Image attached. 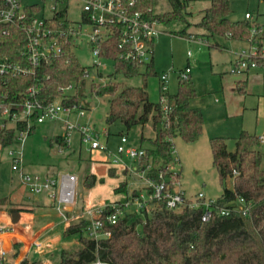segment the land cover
Listing matches in <instances>:
<instances>
[{
  "label": "trees",
  "instance_id": "obj_1",
  "mask_svg": "<svg viewBox=\"0 0 264 264\" xmlns=\"http://www.w3.org/2000/svg\"><path fill=\"white\" fill-rule=\"evenodd\" d=\"M166 1L169 9L164 12L155 11L156 0H137L131 11L140 12L144 19L164 27L183 25L181 30L171 32L182 37L186 34V28L191 25L187 20V8L197 0ZM208 1L209 7L202 12L199 22L195 24L201 31L200 35L212 39L214 47H219V38L246 42L250 36L251 22H233L229 19V0ZM23 11L27 17L23 24H28L41 13V8L30 5L23 7ZM67 12L68 0H62L58 12L50 20L55 28H58L59 22L64 23L63 28L68 27ZM80 20L82 24L89 25L86 13H81ZM123 28L120 25H107L105 38H98L95 45L99 49L100 57L113 63L114 76L122 75L130 79L140 75L142 86L124 87L118 91L117 86L108 84L96 89L91 87V91L97 97L108 96L105 122L108 127L119 124L122 128L119 136L126 135L123 132L127 133L136 126L151 127L152 137L144 138L141 134L140 142L147 141L149 147L144 149L145 156L136 165L139 170L149 167V176L157 180L158 172L173 159V140L179 137L186 143L196 142L202 133L204 120L201 111L191 107L196 92L189 75L186 78L178 77L175 94L166 96V105L170 110H164L159 102L149 101L146 81L149 77L158 78V74L153 69L152 61L142 65L123 57L126 51L119 47ZM3 30H7L8 34H2ZM26 43L27 36L20 25L0 24V59L6 58L26 65L23 56ZM149 44L153 45V40ZM72 48L73 46L67 44L59 56L42 62L33 76L16 77L0 91L9 89L11 92L21 93L27 87L38 86V99L43 104L56 99L63 105L82 103L86 90V80L83 77L87 68L80 65ZM256 62L261 65L260 61ZM141 67H144L142 74L139 72ZM70 85L75 87L77 93L72 96L62 95L60 90ZM239 87L238 83V89ZM238 92L242 93L243 90ZM35 130L33 128L30 135ZM14 138L13 130L0 131V148L12 146ZM51 144L59 149L69 148L61 135L53 137ZM209 144L212 164L222 186L216 205L233 208L235 199L241 197L251 203L248 217L234 211L228 216L214 214L208 222L202 223L201 209L184 207L169 210L162 200L157 202L150 213L127 211L114 225H108L104 217L113 213L108 207L101 220L110 236L95 241L85 234L87 220L71 221L63 230L62 237L76 238V242L61 249L57 264H94L97 261L101 264H264V172L260 168L262 146L256 136L246 131H241L235 139L233 152L227 151L223 138H213ZM108 173L110 177H115L112 169ZM176 176L179 178L180 173ZM227 179H232L231 189L225 187ZM96 182V175L88 170L84 175L83 187L90 190ZM126 186L124 181L119 185L117 192L124 194V199L118 203L126 201ZM137 195L135 192L132 197ZM17 253L18 248H15L12 257ZM19 264L44 263L22 260Z\"/></svg>",
  "mask_w": 264,
  "mask_h": 264
},
{
  "label": "rangeland",
  "instance_id": "obj_2",
  "mask_svg": "<svg viewBox=\"0 0 264 264\" xmlns=\"http://www.w3.org/2000/svg\"><path fill=\"white\" fill-rule=\"evenodd\" d=\"M233 22L243 21L244 14L249 13L260 26L264 28V0H229ZM21 7L37 5L41 8L42 15H50V0H20ZM60 6V3L58 4ZM81 3L77 0H68L67 19L77 25L81 17ZM209 7L208 0H197L187 8V20L191 24L186 28V34L182 37L171 34L183 28V25L164 27L159 25L161 31L153 38L152 60L153 69L158 75L169 74L168 94H175L178 84V73L186 67L190 69L189 77L193 82L196 98L191 102L192 107H198L201 111L204 125L200 137L194 143H186L181 138L173 140L175 156L179 163L175 169L179 171V187L185 194L195 196L203 192L208 199H217L222 193V186L219 182L217 172L212 164L210 140L223 138L228 152H233L235 139L241 131L259 137L264 135V93L263 88L253 84L246 87L244 94L230 93L229 88L233 87L231 77L230 61L246 45L241 42H229L219 38L220 44L225 50L211 48L212 39L200 35V30L195 26L199 22L202 12ZM169 9L166 0H156V12H164ZM92 29L88 25L81 27V34L75 39L72 50L81 66L89 71V78L86 80L85 96L83 106L86 107V119L97 131L107 129L109 136L107 141L100 138L101 145L113 153L116 144L119 142L118 133L122 131L119 124L108 127L105 118L108 112V96L97 97L91 91V87H104L108 84L117 86V90L124 87L142 86L140 75L127 79L122 75L114 76L113 63L101 59V66L98 69L92 68V51L89 37ZM197 34V35H196ZM193 35L201 42H208V46L199 45L198 41H189ZM248 48V47H247ZM246 48V49H247ZM188 52L190 55L188 56ZM141 74L144 67L140 68ZM233 75V74H232ZM231 79V83H228ZM146 90L149 101L159 102V82L157 77H149L146 81ZM72 89L62 95H75L77 90ZM55 101L59 102V99ZM87 103V105H86ZM83 120V121H84ZM63 127L58 123H46L37 128L25 140L22 147L24 170L31 174L51 176L58 178L65 174L77 177L76 199L72 213H82L85 207L95 208L101 204L117 203L124 199V194L117 192L121 182H126V199H131L133 193H144V181L132 174L127 167L136 168V162L125 159L124 166L113 167L107 163L105 155L99 151H90L87 147L81 146L78 135L72 132L69 136V148L59 149L51 144V139L57 135H63ZM126 134L129 143L133 146L146 149L149 147L147 141L140 142L141 134L144 138L152 137L149 125L136 126ZM8 148H0V196L9 192L11 187L19 186V179L12 171L11 159L7 155ZM262 156L260 168L264 172V150L261 147ZM150 163V162H149ZM109 169L115 173V177L109 176ZM96 175L95 186L86 190L83 187V179L86 172ZM123 170H126L124 173ZM225 187L232 188V179H227ZM7 200H2L0 205H6ZM10 206V205H8ZM156 207V206H155ZM154 208V207H153ZM48 212H51L48 210ZM140 230V228H139ZM76 238L63 239L62 231L56 233L49 242L40 243L39 253L43 256L44 264H57L59 253L62 248L75 244ZM41 256V257H42Z\"/></svg>",
  "mask_w": 264,
  "mask_h": 264
},
{
  "label": "built area",
  "instance_id": "obj_3",
  "mask_svg": "<svg viewBox=\"0 0 264 264\" xmlns=\"http://www.w3.org/2000/svg\"><path fill=\"white\" fill-rule=\"evenodd\" d=\"M50 15L33 18L30 23L26 21V14L21 7L20 0H0V24L20 25L27 36V43L24 47L23 56L26 65L14 63L6 58L0 59V90L6 88L8 83L16 77L33 76L35 69L42 62H47L52 57L61 54L62 48L67 44L75 45V39L81 34V27L84 25L81 20L77 25H73L69 20L67 28L63 22L58 23V28L50 20L58 12V4L62 0H50ZM81 3V13L88 16L89 25L92 29L87 34L91 44L93 56L92 68L98 69L102 64L99 49L95 45L98 38H105L107 25L123 26L120 38V48L125 49L123 57L127 60L146 65L152 61V45L149 44L158 34L157 22H150L144 19L140 12H132V6L137 0H77ZM244 19L251 22L249 39L246 41L248 48L238 53V61L231 70V74L241 75L250 70L264 67V28L254 20L249 13H245ZM49 21V22H47ZM2 34L7 35L8 31L3 30ZM68 37H71L68 39ZM189 41L199 42L193 35ZM204 44V43H203ZM188 56L190 53L188 52ZM260 61L258 65L256 61ZM190 69L186 67L184 71L178 73V77L186 78L190 74ZM90 76L86 71L84 79ZM169 74L164 73L159 76V103L164 110H170L166 105L168 95ZM72 85L60 91L63 93L72 89ZM12 90L0 91V131L13 130L15 135L14 144L8 147L7 155L11 159L12 171L18 176L20 184L31 195H44L48 201L53 203L56 215L62 223L68 224L77 219H85L88 225L85 234L88 238L98 241L107 238L110 233L104 229L101 217L106 208L110 207L113 213L104 217L108 225H114L118 218L125 212L150 213L158 201H165L169 210L179 208L201 209V222H208L215 214L218 216H228L231 212L240 213L243 217H248L251 203L238 197L235 199L233 208L219 207L216 199H208L203 192L195 196H187L180 189L177 174L178 170L174 165L179 163L175 156L174 146L171 149L172 161L158 172L157 180L149 176L150 168L139 170L132 167L128 170L144 181V193L126 199L124 203H106L95 208L85 207L82 213H72V207L76 199L77 177L65 174L58 178L51 176H41L31 174L24 170L22 147L29 137L33 128H39L46 123H58L63 127V138L69 145V136L72 132L78 135L81 146H85L90 151H99L105 155L107 163L113 167L124 166V160L130 159L137 162L145 156L144 149L133 146L129 143L126 135L119 136L113 153L109 152L105 146L101 145L100 138L107 141L109 133L107 129L97 131L86 119L87 109L80 104L63 105L58 101L43 104L38 99V86H30L21 93L11 92ZM84 120V121H83ZM259 144L264 147V135L257 137ZM236 173L234 172V175ZM150 190V192H147ZM71 213V215H67ZM6 252L0 249V264H4ZM94 264H101L96 262Z\"/></svg>",
  "mask_w": 264,
  "mask_h": 264
},
{
  "label": "crops",
  "instance_id": "obj_4",
  "mask_svg": "<svg viewBox=\"0 0 264 264\" xmlns=\"http://www.w3.org/2000/svg\"><path fill=\"white\" fill-rule=\"evenodd\" d=\"M229 42L232 43V41ZM203 43L198 44L209 45L208 42ZM217 43L219 47L212 46L213 42L210 47L220 51L225 50L218 40ZM241 43L245 44L246 48L248 47L246 42ZM237 56L238 53L230 61L232 69L237 64ZM230 78L233 79V87L229 88L230 93L244 94L246 87L250 88L253 84L261 86L264 93V67L250 70L241 75L231 74ZM228 83H231V79ZM238 83L239 88L243 90L242 93L238 92L240 90ZM2 200H7L6 205H0V249L6 252L4 263L19 264L22 260H27L30 263L41 261L43 256L37 247L40 243L49 242L56 233L63 232L69 223L61 222L53 208V203L48 201L44 195H31L20 182L19 186L11 187L9 192L0 196V203ZM67 215H71V213ZM15 248H18V253L12 257Z\"/></svg>",
  "mask_w": 264,
  "mask_h": 264
}]
</instances>
